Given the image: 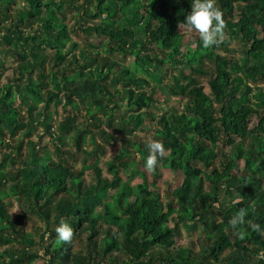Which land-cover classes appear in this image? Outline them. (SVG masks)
Wrapping results in <instances>:
<instances>
[{
	"label": "trees",
	"instance_id": "1",
	"mask_svg": "<svg viewBox=\"0 0 264 264\" xmlns=\"http://www.w3.org/2000/svg\"><path fill=\"white\" fill-rule=\"evenodd\" d=\"M15 1L0 0V74L6 57L18 61L15 77L5 85L6 94H0V261L7 255L12 264H33L42 256L48 257L46 264H264L258 255L264 252V232L249 227L251 222L264 229V0H215L229 34L208 48L200 45L198 33L180 32L191 0H22L24 6L13 15ZM66 6L88 24L82 31L101 39L111 54L133 56L134 71L101 56L93 45L81 56L74 52L78 45L64 51L71 37L66 25L53 19L54 9L63 13ZM43 7L46 18L41 15ZM141 25L143 39L136 35ZM236 38L245 47L242 64L216 53L228 50L224 43ZM189 44L195 47L183 51ZM154 47L161 55L150 52ZM49 48L52 54H47ZM146 63L160 66L159 86L150 90L149 82L137 73ZM180 63L192 71L186 75L181 70L174 76L177 94L187 103L182 112L159 116L156 139L168 153L158 161L174 172L180 169L185 179L163 195L141 169L148 142L133 134L143 124L144 109L154 117L148 111L155 105L161 81L168 69ZM110 74H114V88L124 85L128 106L139 114L128 121L120 117L117 106H110ZM204 75L210 77L209 92L199 79ZM60 76L66 84L65 105L77 109L78 103H88L87 114L97 121L94 127L104 141H117V134L122 135L120 140L130 137L133 150L124 146L107 162L110 177L100 166L98 156L104 148L96 137L93 150L85 152L87 161L94 163L80 170L66 164L62 155H74L64 150L62 137H56L61 143L56 145L58 159L47 146L42 152L37 142L24 141L39 125L52 133L51 105L61 102ZM50 78L57 90L49 89ZM14 89L16 97L9 100ZM254 116L259 120L255 129ZM70 123V118L61 123L62 132L69 130ZM94 132L78 130L73 146L80 150L86 133ZM220 155L221 168L209 172ZM241 159L243 173L236 170ZM158 169L151 170L155 178ZM135 176L142 182L132 185ZM10 190L22 198L29 213L45 221L38 235L24 227L26 215L11 214ZM236 198L238 204L233 203ZM240 208L245 212L239 225L242 237L229 223ZM197 218L205 229L199 247L194 242L193 247H180L176 237L181 222ZM62 221L73 228L71 242L57 238L55 229ZM78 241L82 251L75 247ZM228 249H234V254L225 257Z\"/></svg>",
	"mask_w": 264,
	"mask_h": 264
},
{
	"label": "rangeland",
	"instance_id": "2",
	"mask_svg": "<svg viewBox=\"0 0 264 264\" xmlns=\"http://www.w3.org/2000/svg\"><path fill=\"white\" fill-rule=\"evenodd\" d=\"M60 0H55V2H59ZM24 6V3L22 0H16L15 5L12 8V14L15 15V11L17 9H21ZM65 12L61 13L58 12L57 10L54 9V12L56 13L54 15V21L58 23H63L67 27V31L71 37V42L68 43V46L64 49V51L70 50L68 48L72 47L71 45H78L77 49L74 50V52L81 56L83 50H86L87 48H90L92 45L98 49L99 53L101 56H110L113 61H115L118 65L122 66H129L134 69V64L136 59L133 56H123L120 55L119 53L111 54L109 52V47L101 41L96 36L89 37L87 36L82 29L86 28V21H83L82 19L76 17V11H71L70 7H65ZM237 13V11H235ZM42 16L45 18L47 17V11L46 8L43 7L42 11ZM224 15V14H223ZM229 18V17H228ZM40 24V22H37L34 24L33 27L36 28V25ZM143 25L139 26V28H136V35L138 38L143 39L144 38V30L142 28ZM23 27V26H21ZM24 29L28 30L29 27H24ZM39 30V29H37ZM41 31V29L39 30ZM181 33H192V32H184L180 28ZM228 31L224 28L223 29V40L225 41L228 38ZM225 46H227L228 50L225 49H218L216 53H221L225 56H228L230 60H236L240 64L243 63V60L245 59V54H244V45L239 39H233L230 43H224ZM195 47L194 44H189L187 45V48H183V51H186L187 49L192 50ZM53 50L49 48L47 51V54H52ZM151 53L161 55V51L158 50L156 47L152 48L150 50ZM2 55V54H1ZM100 62V58L99 61ZM98 62L95 63V65L98 64ZM139 64H142V62H139ZM94 65V66H95ZM169 64H166L165 67H167ZM144 68L141 69V71L137 72L138 76L144 78L147 80L150 84V87L148 90L151 89V86L157 85L159 86V73H158V67H154L153 65L149 64H144ZM148 68V70H146ZM18 69V61L16 58L12 56H8L5 59V67L1 71V78H0V94H6V88L5 85L7 83H10L13 78L15 77V70ZM183 70L186 75H191L192 71L191 68L186 64V63H180L177 65L176 68L173 69H168V74L163 77V81H161V88L157 90V93L155 95V105L148 111L150 112L154 117L148 116L145 113V109L143 110L140 119H143V124L138 126L135 129V132L133 136L135 135L139 139H141L143 142H149L151 140L156 139V132L159 127V122L158 118L159 116L163 115H171L174 112H182L184 110V107L187 103V98L182 97V95H178V87H175V75L178 74L179 71ZM134 71V70H133ZM70 72V71H69ZM68 72V73H69ZM34 78L35 77V72L33 73ZM61 77H58L59 81L61 82ZM111 78H114V74H110V78H108V84H109V90L111 94V101H110V106H117L116 111L120 113V117L128 121V119L131 118V116L134 115H139L137 114L131 107L128 106L127 104V93L125 92L124 85L123 84H118L115 87L114 83L111 81ZM200 81L203 86H205V92H209V79L210 77L207 75L200 76ZM52 79H48L47 82L49 84V89L50 90H57L56 85L53 84L51 81ZM187 79L184 78L182 83H186ZM236 84L237 82H240L239 79L235 80ZM16 86V84L14 83ZM66 88V84L61 82V92H60V98L61 102L58 106L52 104L51 105V111L53 112V120H52V133L47 132V130L44 128L43 125H39L36 129L33 130L32 136L29 138H25V142H28L29 139H32L33 141L37 142L38 148L44 152L45 147H48V150L55 156V158H59L56 145L64 143L65 146L63 147L65 151H68L72 153L74 156H67V155H62L63 158H65V162L67 165L72 166L75 170H80L87 165H92L94 162L92 161H87L89 159L88 154H86V151H91L93 150V138L96 137L97 140L100 142H103V148L102 152L99 153V159H100V166L102 167L104 171V175L107 177H110V174L107 170V162L115 158V156L119 153L122 147L128 146L131 150H133V146L131 145L130 141L128 139L130 138L129 136L124 137L122 140L121 134H117L116 138L118 139L117 141H112V142H106L102 139L100 136V131L98 128H95V124H97V121L90 118L89 115L87 114V106L88 103H78L79 108L75 107H70L69 105H65L66 99H63L64 93ZM68 88H71L68 86ZM127 88V87H126ZM144 88H147V85H145ZM119 91V95L116 94V91ZM57 92V91H55ZM15 89H14V94H11L9 97V100H12L13 98L16 97L15 95ZM241 93L238 92L236 93V96H240ZM20 105L19 99L17 98L16 100V106ZM43 105V104H42ZM41 105V106H42ZM65 105V106H64ZM116 112V113H117ZM25 115L24 113H22ZM144 114V115H143ZM70 118V128L67 132H62L60 125L61 123L65 120ZM103 120V119H102ZM104 121V120H103ZM259 122L258 117L254 116L252 118V123L251 126L253 129L256 128V124ZM103 129H106L105 125L99 124ZM134 127V125H132ZM85 128H89V130H94V133H86V141L81 145V149L78 150L73 146L72 140L76 136V133L78 130H83ZM110 133L113 132L112 129H107ZM24 130L20 131L18 135L15 136L14 140H18V136H21ZM62 137L61 143H57L56 137ZM102 139V140H101ZM124 140H127L124 143ZM223 151L225 153H229V148L228 147H223ZM9 152V151H8ZM168 154V153H167ZM138 156L137 154H135ZM223 156L220 155L218 158V161L210 168L209 172H211L212 169L214 168H221L220 165V160H223ZM3 159V156L0 154V162ZM8 166H10V162H8ZM158 176L155 178L152 171L147 170L144 166L141 165V169L145 170L146 173V178L148 182L151 185H156V187L159 189V191L165 195L167 190L169 188L175 189L176 187L180 186L184 179L185 176L183 172L178 169L175 172L172 171L169 168H164L162 166V163L158 161ZM244 167V162L243 159L238 161V169L242 171ZM91 170L87 169L86 174H89ZM131 171L127 173V175H123V179L126 180L129 175H131ZM239 172V171H236ZM244 170L240 173H243ZM134 180L132 182V185H136L142 182V178L140 176H135L133 177ZM10 203L9 205V210L12 215L16 214H24L23 219V225L26 227L28 230L31 231V229L38 235L40 230L45 227V221L39 220L36 216H34L31 212L29 213L27 211L26 205L24 202H22V198H19V196L13 191L10 190ZM30 220H33L31 222ZM35 220V221H34ZM205 233L204 225L201 220L198 218L195 221H189L187 223L181 222L180 224V233L176 237V242L181 246H192V242H194V245L196 247H199V240L200 236H203ZM46 237H48V234H46ZM75 247L79 250H83V246L78 242H76ZM234 249H228L224 252L225 257H229L234 254ZM40 253V252H39ZM43 253V252H42ZM40 255H42L40 253ZM48 261V257H41L34 261L33 264H46ZM0 264H12L11 259L6 255V260L2 259L0 261Z\"/></svg>",
	"mask_w": 264,
	"mask_h": 264
},
{
	"label": "clouds",
	"instance_id": "3",
	"mask_svg": "<svg viewBox=\"0 0 264 264\" xmlns=\"http://www.w3.org/2000/svg\"><path fill=\"white\" fill-rule=\"evenodd\" d=\"M184 32H195L199 34L200 45L204 48L218 45L223 40V29L225 21L222 11L215 6V0H191V11L185 16V19L179 24ZM53 134V133H52ZM148 155L144 160V167L151 171L158 167V158H163L167 154L164 144L154 139L146 144ZM239 199L233 200L238 204ZM245 212L243 208L239 209L238 215L231 217L230 225L236 234L240 237L243 232L239 225L244 223ZM249 227L257 232H264V229L258 223H249ZM57 238L63 242H71L73 238V228L70 224L61 222L55 229ZM264 258V252L258 254Z\"/></svg>",
	"mask_w": 264,
	"mask_h": 264
}]
</instances>
